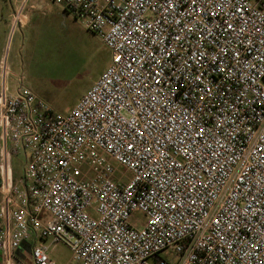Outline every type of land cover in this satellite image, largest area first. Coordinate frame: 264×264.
Wrapping results in <instances>:
<instances>
[{
    "label": "built area",
    "instance_id": "obj_1",
    "mask_svg": "<svg viewBox=\"0 0 264 264\" xmlns=\"http://www.w3.org/2000/svg\"><path fill=\"white\" fill-rule=\"evenodd\" d=\"M50 1L110 63L59 114L0 60V262L264 264V0Z\"/></svg>",
    "mask_w": 264,
    "mask_h": 264
},
{
    "label": "rangeland",
    "instance_id": "obj_2",
    "mask_svg": "<svg viewBox=\"0 0 264 264\" xmlns=\"http://www.w3.org/2000/svg\"><path fill=\"white\" fill-rule=\"evenodd\" d=\"M12 2L0 0V10L6 13ZM55 9L52 4L48 6V15L42 18L40 26L35 29L31 25L13 41L9 84L13 89L21 78L19 84L46 101L54 112L66 114L105 71L110 53L95 35L72 17L57 16ZM23 162L22 153L11 159L14 181L21 177ZM137 218H142L140 212L134 214V220ZM34 242L48 246L56 264H72L65 244H52L50 240L40 241L39 238ZM17 260L15 257L14 261Z\"/></svg>",
    "mask_w": 264,
    "mask_h": 264
},
{
    "label": "crops",
    "instance_id": "obj_3",
    "mask_svg": "<svg viewBox=\"0 0 264 264\" xmlns=\"http://www.w3.org/2000/svg\"><path fill=\"white\" fill-rule=\"evenodd\" d=\"M51 4L54 5L50 0H13L9 10L6 13L0 10V60L3 58L7 59L9 71L7 75V85L11 91L15 90L19 85H21L19 84L20 82H18V85L12 89L9 84V79L11 76L9 56L12 43L15 41L16 37L21 31H25L31 25L37 29L42 22V18L48 15L47 7ZM54 6L56 8L54 14L61 17L66 15L69 16L62 9L56 5ZM5 225L7 228L9 227V223H6ZM40 241L44 240L40 239ZM27 244L31 245L30 243H25L24 246ZM21 254L26 256L25 260H28L29 254H27L25 251L21 252ZM16 258L21 260L18 257ZM1 263L3 264V262H0V264Z\"/></svg>",
    "mask_w": 264,
    "mask_h": 264
},
{
    "label": "water",
    "instance_id": "obj_4",
    "mask_svg": "<svg viewBox=\"0 0 264 264\" xmlns=\"http://www.w3.org/2000/svg\"><path fill=\"white\" fill-rule=\"evenodd\" d=\"M24 244L25 243H23L21 247L15 251V256L20 258L21 260H25L26 258L25 255L21 254V252L25 251L27 254H30L31 251V246L28 244L24 246Z\"/></svg>",
    "mask_w": 264,
    "mask_h": 264
}]
</instances>
